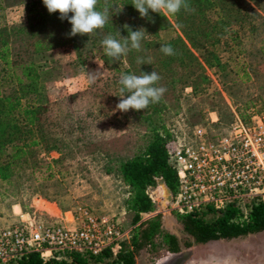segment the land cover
<instances>
[{
    "label": "rangeland",
    "instance_id": "1",
    "mask_svg": "<svg viewBox=\"0 0 264 264\" xmlns=\"http://www.w3.org/2000/svg\"><path fill=\"white\" fill-rule=\"evenodd\" d=\"M0 5V26L24 21L19 0H0ZM257 14L239 30L240 40L223 38L213 46L217 60L212 58L213 67L204 66L208 81L202 83L200 78L196 90L177 86L165 94L162 119L175 138H191L196 127L210 135H222L236 117L264 111V11ZM176 34L180 32L173 24L171 30L160 34L161 40L168 41ZM44 66L53 69L42 81L39 101L50 109L45 125L62 129L54 136L62 142L39 152V169L0 172V231L25 219L22 215L45 221L51 220L57 210L81 206L95 215L118 219L130 236L138 231L140 223L158 216L164 232L175 235L181 243L190 240L177 221L180 214L170 209L172 193L161 180L148 189L155 203L153 213L141 215L133 224V214L126 210L129 189L120 178L118 161L143 151L148 136L144 130L150 129L148 124L155 127L158 119L150 121L142 112L122 116L112 87L93 96L86 94L108 75L95 55L78 63L72 50L59 48L47 54ZM19 88L15 83L4 84L1 91L20 93ZM80 95L84 97L78 99ZM127 120L135 121V125H125ZM181 252L190 253L185 264H264V231L194 244ZM170 259L161 238H156L139 253L135 264H166Z\"/></svg>",
    "mask_w": 264,
    "mask_h": 264
},
{
    "label": "trees",
    "instance_id": "2",
    "mask_svg": "<svg viewBox=\"0 0 264 264\" xmlns=\"http://www.w3.org/2000/svg\"><path fill=\"white\" fill-rule=\"evenodd\" d=\"M188 3L189 11L182 8L175 15L149 11L148 17L141 18L132 0H99L97 10L109 9L105 27L89 36L72 37L68 20H61L59 12L50 14L43 0H19L24 21L13 26H0V172L12 174L17 169H39V152L62 142L54 138L62 129L45 125V116L50 109L39 99L42 98V81L53 69L44 66L47 54L67 48L74 52L78 63L95 55L107 70V77L86 92L92 96L112 87L119 103L122 73L140 76L156 71L159 74L161 79L155 86L167 89L160 102L141 111H120L124 117L142 112L146 119H158V122L155 127L148 124L150 129L144 130L148 136L143 151L119 159L117 169L129 189L126 210L133 214V224L140 221L141 215L154 212L155 203L149 197L148 189L155 187L158 180L174 196L177 178L168 154L174 134L162 119L165 112L163 98L177 86L196 90L200 86L197 79L201 78L202 83L208 81L204 66L213 67L212 58L217 60L213 46L223 38L232 42L240 40L239 30L249 23L251 15L259 16L257 11H264V0H188ZM172 22L180 35L162 41L160 34L171 30ZM124 25L134 31L143 28L145 36L139 51L129 45L127 55L113 61L105 55L101 41L108 35L118 40L127 37L129 32ZM161 45H171L176 55L163 54L159 50ZM138 58L145 63H137ZM13 83L20 87V93L1 91L2 85ZM79 97L82 99L84 95ZM249 117L241 116L240 119L246 121ZM134 122L124 121L125 125H135ZM87 138L80 137L79 140ZM177 221L190 240L181 243L175 235L164 232L157 216L140 223L138 231L122 243L116 255L103 251L97 256L72 254L68 256L69 261H43L38 253H30L15 264H135L139 253L154 244L156 238H161L168 253L177 254L194 244L258 234L264 231V202L253 201L246 216L234 206L221 211L207 207L194 214L179 215Z\"/></svg>",
    "mask_w": 264,
    "mask_h": 264
},
{
    "label": "built area",
    "instance_id": "3",
    "mask_svg": "<svg viewBox=\"0 0 264 264\" xmlns=\"http://www.w3.org/2000/svg\"><path fill=\"white\" fill-rule=\"evenodd\" d=\"M168 154L177 178L172 211L188 215L234 206L246 216L253 201L264 202V112L246 121L236 117L222 135L196 127L189 139L174 136ZM21 217L26 218L0 231V264H15L30 253L43 261L103 251L116 255L130 239L118 219L95 215L86 207L57 210L45 221Z\"/></svg>",
    "mask_w": 264,
    "mask_h": 264
},
{
    "label": "clouds",
    "instance_id": "4",
    "mask_svg": "<svg viewBox=\"0 0 264 264\" xmlns=\"http://www.w3.org/2000/svg\"><path fill=\"white\" fill-rule=\"evenodd\" d=\"M48 12L60 13V19H67L71 24L70 36L87 35L94 33L98 29H103L108 21L109 9L105 7L102 11L97 10L99 0H43ZM132 5L140 13L141 18L148 17L149 11L155 13H166L175 15L183 8L189 11L188 0H132ZM69 13L72 15L69 16ZM129 35L118 40L111 35L106 36L101 45L104 48L105 55L113 61H119L122 56H126L131 49L139 51L141 41L145 36L143 28L132 30L128 25H124ZM168 56L176 55L171 45H161L159 49ZM137 63H145L143 59L137 60ZM150 64L151 61L149 60ZM161 77L156 71L150 74L143 73L140 76L135 74H121L120 78V102L117 109L121 112L129 110L141 111L146 109L152 103L160 102L166 88L155 86Z\"/></svg>",
    "mask_w": 264,
    "mask_h": 264
},
{
    "label": "water",
    "instance_id": "5",
    "mask_svg": "<svg viewBox=\"0 0 264 264\" xmlns=\"http://www.w3.org/2000/svg\"><path fill=\"white\" fill-rule=\"evenodd\" d=\"M172 259H170L166 264H185L190 258L189 252H180L177 254H171Z\"/></svg>",
    "mask_w": 264,
    "mask_h": 264
},
{
    "label": "bare ground",
    "instance_id": "6",
    "mask_svg": "<svg viewBox=\"0 0 264 264\" xmlns=\"http://www.w3.org/2000/svg\"><path fill=\"white\" fill-rule=\"evenodd\" d=\"M49 214V213H48Z\"/></svg>",
    "mask_w": 264,
    "mask_h": 264
}]
</instances>
